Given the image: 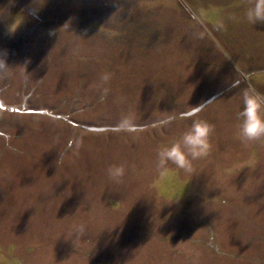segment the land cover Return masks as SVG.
<instances>
[{
  "label": "rangeland",
  "instance_id": "rangeland-1",
  "mask_svg": "<svg viewBox=\"0 0 264 264\" xmlns=\"http://www.w3.org/2000/svg\"><path fill=\"white\" fill-rule=\"evenodd\" d=\"M250 3L0 0V264H264V138L236 118L264 93ZM193 119L207 155L161 173Z\"/></svg>",
  "mask_w": 264,
  "mask_h": 264
},
{
  "label": "clouds",
  "instance_id": "clouds-1",
  "mask_svg": "<svg viewBox=\"0 0 264 264\" xmlns=\"http://www.w3.org/2000/svg\"><path fill=\"white\" fill-rule=\"evenodd\" d=\"M244 19L251 25L264 23V0H251L243 12ZM0 67H5L0 60ZM107 77H105L106 79ZM241 105L236 111L238 135L242 141L264 138V93L249 87L241 90ZM213 126L202 119H193L180 138L157 151V167L161 173L169 171L168 165L177 172L191 174L193 161L203 158L210 149L209 137ZM107 175L119 182L124 176V165H109Z\"/></svg>",
  "mask_w": 264,
  "mask_h": 264
}]
</instances>
